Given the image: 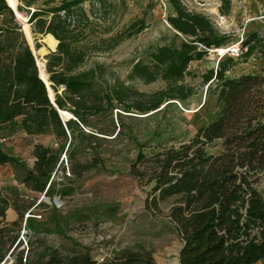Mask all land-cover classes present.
I'll return each instance as SVG.
<instances>
[{"label": "trees", "instance_id": "trees-1", "mask_svg": "<svg viewBox=\"0 0 264 264\" xmlns=\"http://www.w3.org/2000/svg\"><path fill=\"white\" fill-rule=\"evenodd\" d=\"M95 1L63 0L52 7L46 2L47 8H37L30 15L33 32L47 35L48 48H57L47 57V79L41 63L39 74L34 54L39 62L40 53L33 40L26 37L33 54L21 34L13 4L10 8L0 0V17L9 15L13 23L11 28L0 26V128L23 117L24 125L33 126L37 133L51 131L65 139L67 130L74 133L75 121L86 123L115 106L129 113L154 114L168 102H185L194 96L195 88L184 84L190 64L231 42V36L222 34L208 16L190 11L182 0H170L174 13L168 17V24L179 44L152 50L148 62H137L131 73L132 80L145 84L163 80L167 87L151 95L120 82L103 87L96 70L78 72L87 54L79 46L78 30L81 25L91 24L85 3ZM221 1L219 11L227 16L231 0ZM29 22L22 27L25 36L31 31ZM146 28L144 22L135 24L131 31L113 38L110 49ZM244 46L248 47L246 60L259 48L264 56V40L258 32L248 34ZM233 62L223 61L217 70L202 76L206 85L219 83L216 88L221 111L217 119L201 127L187 143L164 148L150 157L141 151L131 165L130 175L151 187L149 199L153 197L156 208L159 202L175 199L170 218L183 242L179 264H264V197L256 187L264 177V77L228 79L226 73ZM40 76L49 81L56 106L50 100L53 93L50 91L49 96ZM66 112L76 119L66 122L67 128L61 119V113ZM217 141H221L223 152L209 154L207 146ZM35 157L34 172L25 183L36 197L48 196L60 157L43 146H36ZM16 162L0 147V165ZM34 264L98 263L88 255L63 258L54 253L48 260ZM101 264L156 262L150 254L131 253Z\"/></svg>", "mask_w": 264, "mask_h": 264}, {"label": "rangeland", "instance_id": "rangeland-1", "mask_svg": "<svg viewBox=\"0 0 264 264\" xmlns=\"http://www.w3.org/2000/svg\"><path fill=\"white\" fill-rule=\"evenodd\" d=\"M62 1L5 0L7 6L13 4L22 22V26L18 23L21 34L33 40L40 53L39 62L34 54L39 74V63L46 73L47 57L57 48H48L47 35L33 32L30 15L37 8H47L46 2L52 7ZM182 2L190 11L208 16L222 34L231 36L225 47L247 36L248 22L252 19L264 21V0H231L227 16L219 11L221 0ZM85 9L91 24L81 25L78 30L79 46L87 53L78 72L96 70L101 86L120 82L146 95L167 87L163 80L152 84L132 80L131 73L137 62H148L152 50L179 44L168 24V17L174 13L170 0H97L85 3ZM28 22L31 31L25 36L22 27ZM140 22L147 28L110 49L113 38L126 34ZM12 24L9 15L0 17V26L11 28ZM215 50L188 68L190 75L184 84L194 87L197 93L185 102H168L154 114L129 113L115 106L86 123H79L64 112L61 115L66 122L75 121L74 133L66 129L65 139L51 131L37 133L33 126L24 125L23 117L1 129V133L13 132L24 137L17 150L0 146L17 159L16 163L0 165V264H21V259L22 264H34L48 260L54 253L63 258L88 255L98 264L123 259L131 253L150 254L156 264H179L183 242L170 218L175 199L159 202L156 208L153 197L149 199L151 187L130 175L131 165L141 151L150 157L164 148L187 143L201 127L217 119L221 111L216 88L219 83L206 85L202 76L209 71L207 68L217 70L221 62L234 57H219ZM219 53L223 54V49ZM260 54L259 48L254 55ZM252 57L234 59L245 65ZM47 84L50 85L48 80ZM36 146L51 148L60 157L48 196L36 197L25 183L34 172ZM207 152L221 154V141L208 145ZM91 165L94 167L88 170L80 169ZM256 187L264 197V177Z\"/></svg>", "mask_w": 264, "mask_h": 264}, {"label": "crops", "instance_id": "crops-1", "mask_svg": "<svg viewBox=\"0 0 264 264\" xmlns=\"http://www.w3.org/2000/svg\"><path fill=\"white\" fill-rule=\"evenodd\" d=\"M258 19L261 20V18H258ZM260 20H258V22H255V21H257V19H252L250 22H248L247 35L249 33H251V32H255L256 33V32L264 31V21H260ZM259 56L260 57L253 55L252 59L249 60V63H247L245 65L239 64L238 60L233 58L234 65L230 69V71H228L226 73V77L228 79H237V78H240L241 76H244V75H252V76L264 77V56L262 54H260ZM198 62H201V61H197V63ZM241 66H242V68H241ZM207 69L209 71H211L214 68H207ZM214 83H212L211 85H213ZM8 126H10V124L0 128V130L1 129H5ZM0 136H6L8 138V143L6 145H8L9 147H11V146L14 147L15 150H17L18 144H20V141L21 142L23 141L22 138L24 137V136L20 137V136L16 135L13 132H11L8 135L6 133H1L0 132ZM25 141H27V140H25Z\"/></svg>", "mask_w": 264, "mask_h": 264}, {"label": "built area", "instance_id": "built-area-1", "mask_svg": "<svg viewBox=\"0 0 264 264\" xmlns=\"http://www.w3.org/2000/svg\"><path fill=\"white\" fill-rule=\"evenodd\" d=\"M260 38L264 40V32L259 33ZM245 38L243 37L240 42L233 44L228 47H223L220 49H223L224 53L220 54L219 49H216L214 52L219 54V57H224L226 55H229L230 57H234L237 59H243L245 54L248 52V47L244 46ZM203 48V46H201ZM211 51V50H210ZM8 143V138L6 136H0V146L6 145Z\"/></svg>", "mask_w": 264, "mask_h": 264}, {"label": "water", "instance_id": "water-1", "mask_svg": "<svg viewBox=\"0 0 264 264\" xmlns=\"http://www.w3.org/2000/svg\"><path fill=\"white\" fill-rule=\"evenodd\" d=\"M10 7V6H9ZM11 8V7H10ZM12 10H13V12H14V14H15V17H16V20H17V22L22 26V22L19 20V18L17 17V14H16V12H15V10L13 9V8H11ZM26 40H27V42H28V39L26 38ZM28 44H29V42H28ZM58 44H59V41H58ZM30 45V44H29ZM58 47V46H57ZM31 50H32V52H33V54H34V51H33V49L31 48ZM57 51V50H56ZM40 78L44 81V79L40 76ZM45 82V81H44ZM45 84H46V86H47V88H48V91H49V96H50V90H51V88H50V85L49 84H47L46 82H45ZM50 100H51V102L56 106V104H55V96H50ZM61 119H62V121H63V124H64V126L66 127V121L63 119V117H62V115H61ZM67 128V127H66ZM58 203H60L59 202V199H57L56 200Z\"/></svg>", "mask_w": 264, "mask_h": 264}, {"label": "bare ground", "instance_id": "bare-ground-1", "mask_svg": "<svg viewBox=\"0 0 264 264\" xmlns=\"http://www.w3.org/2000/svg\"><path fill=\"white\" fill-rule=\"evenodd\" d=\"M29 42V41H28Z\"/></svg>", "mask_w": 264, "mask_h": 264}]
</instances>
